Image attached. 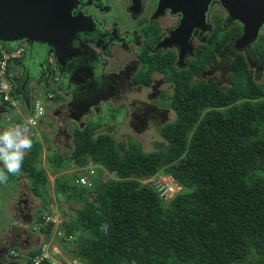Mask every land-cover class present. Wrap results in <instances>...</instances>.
Masks as SVG:
<instances>
[{"label":"trees","instance_id":"1","mask_svg":"<svg viewBox=\"0 0 264 264\" xmlns=\"http://www.w3.org/2000/svg\"><path fill=\"white\" fill-rule=\"evenodd\" d=\"M221 32L218 22L211 43ZM240 32L236 25L231 35ZM257 49L264 56V36ZM214 55L202 46L193 66L202 70ZM230 67L227 86L216 80L193 83L190 77L181 81L174 96L177 117L159 126L166 142L154 150L137 141L118 142L111 133L94 135L95 122L75 128L73 155L60 165L100 164L90 175L92 187L72 181L80 176L75 173L58 185L59 193L80 203L73 217L61 220L60 240L82 261L264 264V76H255L243 53L233 57ZM34 136L25 168L48 204V176L39 168L41 151ZM104 170L115 177L105 180ZM161 170L183 188L170 199L157 183H143ZM51 212L48 208L45 214ZM44 222L43 242L28 253L27 264L43 253L52 234L55 223ZM40 264L51 261L44 258Z\"/></svg>","mask_w":264,"mask_h":264},{"label":"flooded vegetation","instance_id":"2","mask_svg":"<svg viewBox=\"0 0 264 264\" xmlns=\"http://www.w3.org/2000/svg\"><path fill=\"white\" fill-rule=\"evenodd\" d=\"M158 1L71 0L69 6L72 11L81 12L77 17L84 28L77 33L82 54L70 65L74 71L73 82L67 85L65 74L57 66L52 54L44 51L38 53L40 62L48 69H45L41 82L30 89L29 103H26V98L16 91V82L13 80L21 74L22 64L28 68L22 59L26 48V44H23L19 65L16 66L14 62L13 67L12 94L15 105L8 106L5 102L9 101L0 92V132L8 129L3 121L12 123V127H23L20 122L25 120L24 111L34 114V99L48 91L59 92L61 97L55 95L44 101L43 114L39 116L37 124L44 116L49 119L51 127H56V121H51L52 114L56 117L55 113L59 112L71 116L76 123L78 121L79 127L97 112L102 102L109 104L112 100L114 103L118 101L123 109H127L124 102L128 100V115L132 122H154L159 128L176 119L174 96L179 84L184 83L181 81L187 77L193 83L216 80L220 86L230 85L231 60L236 54L243 53L255 76L260 80L263 78L264 56L259 54L257 44L264 36V31L255 46L237 51L234 43L242 34L243 26L238 21L228 19L227 10L218 0H208V8L204 9L205 24L208 25L205 31L199 24L190 21L184 28L186 22L181 25L185 18L184 12H174L171 7L158 9ZM197 8H200V2ZM82 13L91 17L84 18ZM93 18L102 24L95 25ZM196 18L200 19L198 10L193 15V20ZM218 22L223 32L218 41L212 39L211 43ZM236 25L241 27V32L233 36L231 31ZM202 46L213 49L215 57L199 71L198 65H193L200 61ZM54 104L55 107L57 105L56 111ZM29 126L34 128L35 125ZM39 127L35 128L36 132ZM27 129L29 132L30 128ZM43 136L51 143L50 136ZM33 138L41 141L36 136ZM25 163L24 158L20 173L4 183L6 188H2L3 183H0V264H27L25 258L28 253L37 249L42 242L41 221L51 218V215L45 214L50 204L45 202V197L42 198L34 177L26 171ZM0 170L6 171L2 167ZM27 183L30 188L21 186ZM38 197L42 202L36 203L35 198ZM2 214L5 217L3 219Z\"/></svg>","mask_w":264,"mask_h":264},{"label":"water","instance_id":"3","mask_svg":"<svg viewBox=\"0 0 264 264\" xmlns=\"http://www.w3.org/2000/svg\"><path fill=\"white\" fill-rule=\"evenodd\" d=\"M70 1L0 0V43L7 44L10 48L26 44L22 59L24 58L28 68L22 64L21 74L13 78L16 82V91H20L18 94L26 98V103H29L30 89L41 82L45 69H48V66L45 67L40 62L38 53L42 54L44 51L52 54L57 66L65 74L67 85L70 86L73 82L74 71L70 65L79 54H82L77 33L84 28L77 17L81 12L72 11ZM218 1L227 10L228 19L238 21L243 26L242 34L234 43L235 49L246 50L249 46H255L264 31V0ZM208 4V0H159L158 9L171 7L174 12L181 10L185 14L181 22V25L186 22L184 28H187L190 21L195 25L199 24L202 31H205L208 25L205 24L204 9L208 8ZM197 10L200 19L193 20ZM82 15L84 18L91 17L83 13ZM198 20L199 22H196ZM94 24L102 23L94 20ZM180 43L184 46L182 42Z\"/></svg>","mask_w":264,"mask_h":264},{"label":"rangeland","instance_id":"4","mask_svg":"<svg viewBox=\"0 0 264 264\" xmlns=\"http://www.w3.org/2000/svg\"><path fill=\"white\" fill-rule=\"evenodd\" d=\"M219 11V9H218ZM10 72L15 74L14 68V59L10 60ZM220 72L217 74L219 75ZM43 88V87H42ZM55 90V89H53ZM44 94H39L41 97L44 98ZM56 97H61L59 92L55 91ZM16 97L20 98V95H17ZM21 99V98H20ZM45 99V98H44ZM129 99V97H128ZM130 100V99H129ZM104 101V100H100ZM8 106H12L11 102H5ZM127 109L122 108L121 102L115 101V103L110 102L109 104H106L105 102H102L100 106H98V110L94 115L90 116L87 119V123L89 122H95L96 128L94 129V135H97L102 132L111 133L115 139L118 142H124L128 144L130 141H137L143 149L145 150H154L156 149V144L160 143V141L166 142L165 138L161 135L158 125L154 122H151L150 124H140L137 122H132L129 118L128 113V100L124 102ZM35 109L33 105V110ZM30 109H28L29 111ZM57 110V105L54 109V111ZM126 112H124V111ZM26 117L25 120H21L20 124L22 123L23 127L30 128L29 137H32L37 135V138L41 141L39 143L40 151L41 153L39 158V164L40 169L45 172V174L48 176V179L45 183L47 185V195L49 196V203L50 209L52 210L51 218L55 220L56 225L53 228L52 234L49 236V241L47 242V245L45 246V253L50 258L51 264H87L84 261H82L78 256H76L72 251L69 245L63 244V242L60 240L61 234H59V230H62L63 227L61 225V220L64 218H70L74 215V207L80 206L79 202H76L78 200L76 199H68L63 194L59 193L58 191V185L61 181H64L66 174L69 173H75L78 175H82L83 173H88L89 170H91V167L96 169L97 167L100 168V164H93L88 163L84 166H77L74 162H72L70 165H67V168L65 169V165H60L63 163H66V160L73 155V152L75 150V128L77 127V123L75 122V119H71V116L66 115V113H59L56 112V117H54V114H52V120L56 121V127L55 125L50 126V123H47V121H44V116L40 118L41 123L36 124L34 128L29 127V118L30 116H33L31 112H25ZM23 116V115H22ZM177 117V115H175ZM43 118V119H42ZM85 122V123H86ZM5 123L6 127H12V123L3 121ZM84 124H80L79 127H83ZM133 123V125L131 124ZM1 124V122H0ZM29 124V125H28ZM93 124V123H92ZM40 129H48L50 130L49 133H46V137L50 136L51 143L49 142L48 138H45L42 134V132L35 130V128L39 127ZM35 145V144H33ZM38 145V144H37ZM28 150L25 153V157L29 154ZM62 160V161H61ZM61 163H57V162ZM27 171V170H26ZM96 171V170H95ZM92 174H94V172ZM6 172V171H5ZM28 172V171H27ZM29 173V172H28ZM157 174H159L160 177L158 179V182L160 184H164L166 188H169L168 186L173 187V190L167 194V199L172 198L174 195L178 194L183 188L181 186V183L175 179V177L171 174H166L163 170L159 171L155 175L152 176V178L157 177ZM78 176V177H80ZM14 178L12 174H8V179ZM78 177H73L72 181H77ZM115 175L111 172L104 170L103 178L105 180L114 178ZM163 177H167L163 178ZM97 178V172L96 177ZM24 179H27L24 178ZM149 180H143V183H148ZM31 185V184H30ZM7 185L3 183L2 188H6ZM21 186H24V188H30L29 183L22 184ZM39 186V185H37ZM88 186H93V180L91 179L90 184ZM43 195V191L41 193ZM43 198V196H42ZM44 199V198H43ZM36 203L42 202L40 198H35ZM43 208V207H42ZM48 210V208H46ZM5 218L2 214V219ZM48 223V222H47ZM43 223V224H47ZM42 236V242L43 238L45 237L43 234ZM67 246V247H66Z\"/></svg>","mask_w":264,"mask_h":264},{"label":"built area","instance_id":"5","mask_svg":"<svg viewBox=\"0 0 264 264\" xmlns=\"http://www.w3.org/2000/svg\"><path fill=\"white\" fill-rule=\"evenodd\" d=\"M23 51L22 47H17V48H9L7 45L5 44H0V92L3 96V98L9 102H11L12 105H15V98L12 94V90H13V73L10 72L9 66H10V60L11 59H17L21 56ZM56 79V77H54ZM55 96V93L53 91H48L46 92V94L44 95V98L41 97L40 95L36 96V98L34 99L33 105L35 107L34 109V114L33 116H30L29 118V123L31 125H36L38 120H39V116H41L43 114V109H44V101L46 99H52ZM94 168L91 167V170L88 171V173H83L79 178H77V182H80L81 184H90L91 178L90 175L93 173ZM162 178L160 176H157L155 178H151L149 179V181L155 182L158 185V189L159 192L161 193V195L163 197H165L167 199V194L169 192H171L173 190V187L168 186L169 188H166L164 186V184H160L158 182V179ZM166 178L167 177H163ZM49 221H53L55 222L54 219L50 218L48 220L45 219L44 223H47ZM59 234H61V237L64 236V230H59L58 231ZM60 237V238H61ZM68 239L73 240L72 236H70ZM47 245V243L44 244L43 246V253L38 254L37 256H35L33 258V260L30 262V264H40L42 262V260H44V258H49V256L47 255V253H45V246ZM50 259V258H49Z\"/></svg>","mask_w":264,"mask_h":264},{"label":"clouds","instance_id":"6","mask_svg":"<svg viewBox=\"0 0 264 264\" xmlns=\"http://www.w3.org/2000/svg\"><path fill=\"white\" fill-rule=\"evenodd\" d=\"M15 60L16 59H14V61ZM32 146L33 141L30 139L26 127L17 125L0 132V167L6 169V172L0 170V183L7 182L8 174L17 175L20 173L25 153L30 150Z\"/></svg>","mask_w":264,"mask_h":264},{"label":"crops","instance_id":"7","mask_svg":"<svg viewBox=\"0 0 264 264\" xmlns=\"http://www.w3.org/2000/svg\"><path fill=\"white\" fill-rule=\"evenodd\" d=\"M14 62H16V66H18L19 65V58L18 59H16ZM54 107H55V104H54ZM24 114H25V111H24ZM47 121V123H49V119H47V117L46 118H44V121ZM29 123V122H28ZM30 124V123H29ZM31 125V124H30ZM34 126V125H33ZM37 126V125H36ZM36 126H34V127H36ZM29 127H31V126H29ZM33 128V127H32ZM39 129H40V127H39ZM39 129H38V131H39ZM46 131H45V133L44 134H46L48 131H49V129H48V127H46V129H45ZM40 131H41V129H40ZM42 132V131H41ZM37 135H38V133L35 135L36 137H37ZM55 223V225H56V222H54ZM61 223H62V221H61Z\"/></svg>","mask_w":264,"mask_h":264}]
</instances>
